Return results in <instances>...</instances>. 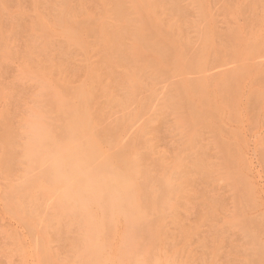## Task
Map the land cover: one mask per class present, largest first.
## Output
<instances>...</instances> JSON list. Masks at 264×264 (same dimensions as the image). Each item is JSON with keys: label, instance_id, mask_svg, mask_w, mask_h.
<instances>
[{"label": "rangeland", "instance_id": "374dc122", "mask_svg": "<svg viewBox=\"0 0 264 264\" xmlns=\"http://www.w3.org/2000/svg\"><path fill=\"white\" fill-rule=\"evenodd\" d=\"M0 264H264V0H0Z\"/></svg>", "mask_w": 264, "mask_h": 264}]
</instances>
